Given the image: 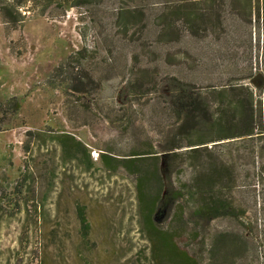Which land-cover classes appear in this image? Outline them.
Here are the masks:
<instances>
[{
  "label": "rangeland",
  "instance_id": "obj_1",
  "mask_svg": "<svg viewBox=\"0 0 264 264\" xmlns=\"http://www.w3.org/2000/svg\"><path fill=\"white\" fill-rule=\"evenodd\" d=\"M242 84L264 112V0H0V264H157L131 172L154 162L127 159L148 152L157 226L198 264H264V127L221 132ZM195 103L213 141L191 156L170 144ZM216 165L229 206L197 216Z\"/></svg>",
  "mask_w": 264,
  "mask_h": 264
},
{
  "label": "trees",
  "instance_id": "obj_2",
  "mask_svg": "<svg viewBox=\"0 0 264 264\" xmlns=\"http://www.w3.org/2000/svg\"><path fill=\"white\" fill-rule=\"evenodd\" d=\"M5 9L6 8L3 7L2 12L5 13ZM232 91L235 92L237 96H243L244 99H234L229 103V105L225 106L226 111L230 115L229 117L231 119V123L230 127L223 126L221 130L222 137H254L257 134H262L263 131L259 132V130H262L264 127L262 101H259L260 105L258 109L255 105L254 92L247 85L242 84L233 86ZM15 105L19 107L18 103ZM209 113L210 107L208 105H203L201 103H195L193 106L191 104H185V106H183L177 114V118L180 121L177 129V136L181 137V140L179 142L170 144L171 150L182 149L185 146H188L189 148L186 151H188V154L191 156L199 154L202 150H207L208 146H205V144H208L213 140L201 138L198 140H193L192 136L194 133H196L198 126H195L192 121L194 119H198L199 124L205 130H211L212 123L210 118H208ZM235 120L237 122H235ZM65 137L66 138L64 142H66L68 139L72 142H75L74 136L69 135ZM184 140L187 142H184ZM186 143L188 145H185ZM105 157L106 158L103 162L107 167H111L113 158H107L111 156ZM138 158H146L145 160H152L154 162V167L152 169L131 170V172L136 176L141 208L147 213V226L149 228V238L152 242L154 260L157 262V264H165L170 258L169 260H171V262L173 261L179 264V261L177 260L178 257L179 259L183 258V260L186 262L185 264H198L197 260L192 255H190L187 250H183L179 247L176 241V233L174 231H165L153 222V214L164 190V181L160 173L159 160L153 152H148L146 154L139 153L135 155V157L127 159ZM132 161H135V165H139L137 162L139 160H128L126 163ZM125 167H127L126 164ZM226 174L227 171L218 165H216L214 168V174L212 170V173L208 176L207 184H205L203 190H201L203 202L200 206L195 208V215L202 217L218 216L220 215L221 211L225 210L229 206L227 200L223 197H219L215 191L210 198L211 200L208 199L209 189L213 184V175L216 187L218 180L225 177ZM176 196L180 197L181 193H176ZM77 210L82 224L84 225L85 229H88L84 206H78ZM176 213L177 215L179 214L181 219L184 218V210L181 204L176 206ZM236 248L238 249L240 246L237 244Z\"/></svg>",
  "mask_w": 264,
  "mask_h": 264
}]
</instances>
